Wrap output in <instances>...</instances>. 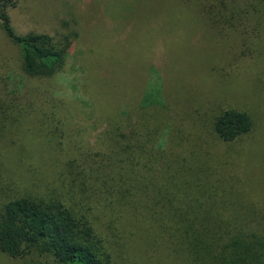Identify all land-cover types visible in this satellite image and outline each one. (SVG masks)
Here are the masks:
<instances>
[{
	"label": "rangeland",
	"instance_id": "374dc122",
	"mask_svg": "<svg viewBox=\"0 0 264 264\" xmlns=\"http://www.w3.org/2000/svg\"><path fill=\"white\" fill-rule=\"evenodd\" d=\"M16 1L9 16L17 33L78 37L59 79L31 80L0 31V99L17 105L0 130V209L29 189L86 197L80 214L92 218L112 264H192L163 233L160 213L167 200L185 208L196 185L207 186L216 209L226 201L264 210V59L240 58L241 38L213 32L184 0ZM145 98L152 104L140 110ZM228 109L256 123L232 143L214 131ZM141 117L163 161L108 149V133ZM102 181L113 197L128 185L137 207L106 200ZM49 263L0 251V264Z\"/></svg>",
	"mask_w": 264,
	"mask_h": 264
},
{
	"label": "trees",
	"instance_id": "16d2710c",
	"mask_svg": "<svg viewBox=\"0 0 264 264\" xmlns=\"http://www.w3.org/2000/svg\"><path fill=\"white\" fill-rule=\"evenodd\" d=\"M184 1L197 9L213 32L229 34L232 42L236 36L241 38L240 58L264 59V0ZM16 6V0H0V31L19 50L20 74L31 80L59 79L65 73L78 32L19 34L9 16V9ZM14 101L0 99V130L14 121ZM149 104L152 101L145 98L140 110ZM130 120L121 123L114 135L108 133V149L124 154L137 149L149 160L162 157L163 161L151 146L148 122L143 117L136 122ZM255 126L249 112L228 109L216 117L214 131L220 140L232 143L251 134ZM102 182L104 194H109L106 200L137 207L135 201L128 200V185L123 188L122 183L120 188L124 190L113 197V185ZM195 187L197 195L185 208L174 209L167 200L169 207L160 213L166 216L163 233L182 246L186 260L192 264H264V210L226 201L221 204L223 208L216 209L217 200L207 194V186ZM44 193L29 189L4 203L0 209V251L12 258L46 256L49 264H112V255L92 218L80 214L87 198L70 197L67 201L61 194ZM225 209L230 213L221 211Z\"/></svg>",
	"mask_w": 264,
	"mask_h": 264
}]
</instances>
